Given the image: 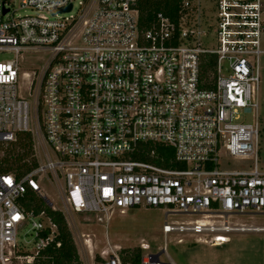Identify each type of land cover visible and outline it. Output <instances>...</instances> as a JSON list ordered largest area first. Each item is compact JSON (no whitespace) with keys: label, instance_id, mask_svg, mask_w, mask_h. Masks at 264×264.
Wrapping results in <instances>:
<instances>
[{"label":"built area","instance_id":"1","mask_svg":"<svg viewBox=\"0 0 264 264\" xmlns=\"http://www.w3.org/2000/svg\"><path fill=\"white\" fill-rule=\"evenodd\" d=\"M138 2L19 0L33 14L16 15L15 0H0V54L12 55L0 62V145L30 133L37 161L19 179L0 174V264H33L53 243L50 218L24 208L32 192L55 210L45 179L61 183L68 214L108 222L130 208L162 209L163 234L212 246L230 241L232 217L264 214V0H180L175 20L158 14L146 28ZM31 51L48 59L24 72ZM23 80L31 104L18 95ZM226 157L253 160L230 170ZM25 227L29 254L17 241ZM95 264L123 263L113 254Z\"/></svg>","mask_w":264,"mask_h":264},{"label":"rangeland","instance_id":"2","mask_svg":"<svg viewBox=\"0 0 264 264\" xmlns=\"http://www.w3.org/2000/svg\"><path fill=\"white\" fill-rule=\"evenodd\" d=\"M18 5L19 0H15L16 15L33 14L29 10L25 12L19 10ZM11 58L12 55L0 54V62ZM47 59L48 54L42 51L26 52L23 55L22 70L29 72L28 67L41 68ZM260 60L262 70L259 86L258 122L260 134L257 163L259 168L264 171V57H261ZM18 95L31 104V97L28 93V80L19 83ZM30 110V127L33 128L35 120L32 106ZM242 118L245 121H251L250 115ZM32 140L35 145L34 138ZM1 146L2 149L9 147L8 145ZM2 156L3 152L0 151V157ZM222 160L226 162L230 170H241L248 169L253 157L249 159L226 157ZM59 184L61 185L59 182L52 183L45 179L41 184L42 193L46 195L44 197L48 202H53L55 211L63 213L82 264H95L101 261L102 257L113 254H117L121 260L122 258H130L135 250L141 251V260L146 257L151 259L150 264H169L168 257L175 264H183L182 249L185 250V247L190 249L193 246L195 237L189 233L163 234L162 227L166 219V210L150 207L130 208L124 214L115 212L108 222H99L93 216L68 214L58 198ZM187 219L182 216H168L167 222L172 223ZM229 225L234 228L228 234V237L232 239L231 244L225 245L224 248H209L197 244L196 250L191 253L196 254L200 259L218 255L222 259L220 253L227 250L230 264H264V231H261L264 229V214L235 216L230 219ZM28 231L29 227H25L20 231L17 238L18 244H24L19 246V250L26 254L31 253L29 251H32L31 246L33 247L32 237ZM179 240H183V242L178 243ZM141 245H147L148 248L143 250ZM154 255H158V263L154 262L152 258ZM219 264H222V262L220 261Z\"/></svg>","mask_w":264,"mask_h":264},{"label":"trees","instance_id":"3","mask_svg":"<svg viewBox=\"0 0 264 264\" xmlns=\"http://www.w3.org/2000/svg\"><path fill=\"white\" fill-rule=\"evenodd\" d=\"M179 6L180 0H139L137 8L140 26L146 28L158 14L175 20ZM7 145V149H2L0 145V151L3 152L0 157V174L12 173L19 179L37 167L30 133L17 134L15 141ZM24 208L28 212L33 211L35 215L43 211L56 226L53 243L39 253L33 264H82L65 217L60 211L52 210L42 198L32 192L27 194ZM141 258V251L135 250L130 258H122V263L141 264Z\"/></svg>","mask_w":264,"mask_h":264},{"label":"crops","instance_id":"4","mask_svg":"<svg viewBox=\"0 0 264 264\" xmlns=\"http://www.w3.org/2000/svg\"><path fill=\"white\" fill-rule=\"evenodd\" d=\"M264 57V56H262ZM261 60H260V76H261ZM264 230V229H262ZM261 230V231H262ZM232 243V239L230 238V241L226 244H223V245H220V246H212V245H209V244H202V243H199V242H195V240L193 241V246L189 249L187 247H185V250L182 249V263L183 264H219V262L221 261L222 264H230L229 261V256L227 254V250H223L221 256H222V259L221 257L218 255V256H215V257H209V258H203V259H200L196 254H192L191 252L192 251H195V247L198 245H201V246H206V247H209V248H224L225 245H229ZM185 244V243H184ZM168 262L169 264H175L173 261H171V259L168 257Z\"/></svg>","mask_w":264,"mask_h":264},{"label":"water","instance_id":"5","mask_svg":"<svg viewBox=\"0 0 264 264\" xmlns=\"http://www.w3.org/2000/svg\"><path fill=\"white\" fill-rule=\"evenodd\" d=\"M71 9V7L70 6H68L66 9H63V10H61L60 12H67V11H69ZM6 12V11H5ZM152 258L154 259V262L155 263H158V255H154V256H152Z\"/></svg>","mask_w":264,"mask_h":264},{"label":"bare ground","instance_id":"6","mask_svg":"<svg viewBox=\"0 0 264 264\" xmlns=\"http://www.w3.org/2000/svg\"><path fill=\"white\" fill-rule=\"evenodd\" d=\"M256 230V229H255ZM260 230V229H259ZM262 231H264V230H262ZM251 232V231H250ZM255 232V231H254ZM261 232V231H260Z\"/></svg>","mask_w":264,"mask_h":264}]
</instances>
